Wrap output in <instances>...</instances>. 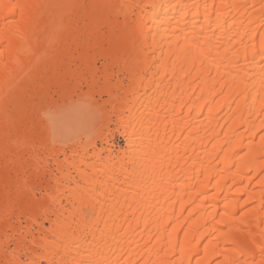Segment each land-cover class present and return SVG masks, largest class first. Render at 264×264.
<instances>
[{"label": "bare ground", "instance_id": "6f19581e", "mask_svg": "<svg viewBox=\"0 0 264 264\" xmlns=\"http://www.w3.org/2000/svg\"><path fill=\"white\" fill-rule=\"evenodd\" d=\"M96 56L126 149L40 182L45 72ZM0 191V264H261L264 0H0Z\"/></svg>", "mask_w": 264, "mask_h": 264}, {"label": "rangeland", "instance_id": "374dc122", "mask_svg": "<svg viewBox=\"0 0 264 264\" xmlns=\"http://www.w3.org/2000/svg\"><path fill=\"white\" fill-rule=\"evenodd\" d=\"M80 62L75 60L66 72L51 69L45 72L47 76L61 77L66 94L60 97L58 92H53L56 88L51 87V91L53 88L52 93L50 92L52 105L61 106L58 109L60 112L53 107L46 108L48 104H44L42 109H46L43 114L39 115V125L34 129L38 136L37 140L41 141V146L38 148V164L39 167L45 169V175L39 180L40 182L59 177L55 160L61 162L66 160L71 163L73 160L77 161L80 157H84L90 162L93 154L98 151H100L101 158H104L107 150L116 154L126 149V138L122 135L123 123L119 121L118 113L111 109L108 99L109 95L114 92L110 90L112 84L121 83L125 87L129 85V73L125 67L114 65L109 60L104 61L98 56L94 57L87 66H83ZM148 74L137 73L136 77L141 75L148 78ZM108 89L110 94H108ZM153 91L154 88L139 90L138 96L145 98L155 95ZM53 109L58 113H54ZM51 124L52 127L56 126L54 127L55 133L52 132ZM21 161H28L27 156H24ZM63 165L67 166L70 172L73 171L69 164L64 163ZM27 181L30 185H28L26 194L36 198L45 194L38 180L27 179ZM69 185L73 187L72 183ZM6 189L5 191L9 194L15 191L12 187ZM56 196L62 197V193L59 192ZM12 216L10 218L13 221L16 220L14 215ZM22 220L20 218V223L24 225ZM13 247L14 239L10 238L5 249L10 251ZM22 260H24L23 257Z\"/></svg>", "mask_w": 264, "mask_h": 264}, {"label": "snow or ice", "instance_id": "6c2138e0", "mask_svg": "<svg viewBox=\"0 0 264 264\" xmlns=\"http://www.w3.org/2000/svg\"><path fill=\"white\" fill-rule=\"evenodd\" d=\"M261 257H262L261 264H264V251L261 252Z\"/></svg>", "mask_w": 264, "mask_h": 264}]
</instances>
